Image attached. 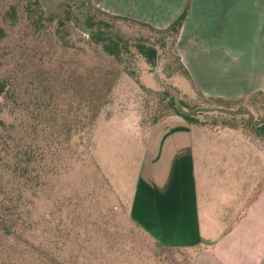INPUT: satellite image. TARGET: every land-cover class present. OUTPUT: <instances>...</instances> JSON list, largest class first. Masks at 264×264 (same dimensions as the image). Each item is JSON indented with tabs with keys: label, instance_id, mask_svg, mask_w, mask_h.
Masks as SVG:
<instances>
[{
	"label": "crops",
	"instance_id": "obj_1",
	"mask_svg": "<svg viewBox=\"0 0 264 264\" xmlns=\"http://www.w3.org/2000/svg\"><path fill=\"white\" fill-rule=\"evenodd\" d=\"M92 1L123 15L107 0ZM160 2L135 18L163 28L185 12L176 40L190 78L183 94L234 100L264 92V0ZM124 145L114 187L144 234L183 264H264V151L254 142L170 114L137 125Z\"/></svg>",
	"mask_w": 264,
	"mask_h": 264
},
{
	"label": "trees",
	"instance_id": "obj_2",
	"mask_svg": "<svg viewBox=\"0 0 264 264\" xmlns=\"http://www.w3.org/2000/svg\"><path fill=\"white\" fill-rule=\"evenodd\" d=\"M82 1L91 10L85 28L90 41L99 49L88 54L86 61L81 58L85 51L66 38L71 24L69 8L61 7L46 14L38 0H0V264H53L52 259L61 258L49 252L40 256L33 253L31 238L39 232L45 242L55 243L56 250L63 245L67 247L70 237L67 233L66 241L56 244L48 235L47 223L50 225L51 221L35 218L33 207L41 208L43 204L38 201L48 200L44 187H54L53 178L64 167L65 153L76 151L73 138L90 131L111 95L118 74L134 73L135 62L131 57L139 56L149 70L156 65L159 58L156 40L140 37L128 44L113 30L114 22L124 21L155 33L164 53L161 74L170 79L189 78L176 49L185 12L159 28L104 10L92 0ZM125 53L130 57L124 56ZM159 88L164 96L169 95L168 90ZM179 92L188 109L225 105L241 110L247 108L245 101L250 96L261 93L222 100L206 97L195 89L190 96L180 89ZM166 106L189 123L237 129L264 151V124L255 126L248 116L221 113L189 116L178 112L172 98ZM24 125L31 129L38 145L22 143L20 134ZM55 203L61 206L57 198ZM57 226L54 218L52 229L60 233ZM69 256L72 258L69 264H76L77 257L72 253Z\"/></svg>",
	"mask_w": 264,
	"mask_h": 264
},
{
	"label": "rangeland",
	"instance_id": "obj_3",
	"mask_svg": "<svg viewBox=\"0 0 264 264\" xmlns=\"http://www.w3.org/2000/svg\"><path fill=\"white\" fill-rule=\"evenodd\" d=\"M38 1L46 14L56 12L61 7L69 8L71 24L67 27L66 38L73 46L85 51L86 54L81 56L83 60H88V54L93 50H99L98 45L90 41V34L85 28L91 13L86 3L82 0ZM160 1L162 0H107L104 3L114 6L120 14L135 18L142 13L154 14L161 9ZM227 28L234 33L233 24ZM113 30L123 40H127L128 44H133L140 37L156 40L159 58L149 70L139 56L131 57L135 62L134 73L130 75L121 71L118 74L111 95L102 105V111L90 131L73 138L75 152L68 151L65 156L63 153L64 167L53 178L54 187H44V197L49 196L48 200L38 201L43 206L33 207V211L35 218L51 221L50 225L47 223L48 235L56 244L64 243L67 233L70 235L67 247L63 245L61 250H56L55 243H48V240L45 242L44 236L39 232L31 238L32 249L35 250L33 253L35 256H40L43 252H49L54 257L61 255L60 259H52L53 264H69L72 260L70 253L77 257L74 260L76 264H183L178 252L155 243L131 222L125 203L114 186L117 187L119 183L116 168L122 167L125 159L124 153L117 152L118 148H125L126 140L132 145L135 127L150 125L163 116L173 114L171 108L166 106L172 96L163 95L154 73H158L164 82L180 89L190 84L183 76H179L178 83L161 74L164 53L161 40L157 39L155 33L124 21L114 22ZM124 56L127 57L128 54L125 53ZM245 103L246 109L253 110L256 117L258 114L257 119H263L259 117L264 116V92L255 93ZM20 136L22 143L38 145L31 129L25 125ZM122 173L124 170L120 171ZM56 198L60 200L61 206L55 203ZM53 217L60 233L52 229Z\"/></svg>",
	"mask_w": 264,
	"mask_h": 264
},
{
	"label": "water",
	"instance_id": "obj_4",
	"mask_svg": "<svg viewBox=\"0 0 264 264\" xmlns=\"http://www.w3.org/2000/svg\"><path fill=\"white\" fill-rule=\"evenodd\" d=\"M154 78L156 82L163 88L168 90L170 96H172V99L174 101V105L178 112L189 115V116H194V117H199V113L204 112V113H221V114H227L229 116H248L251 120V123L255 126H259L264 124V118L263 119H257L256 113L253 110L249 109H238V108H229V107H224V106H199L191 110H187L183 104L180 101V93L179 91L172 85L164 82V80L160 77L158 73H154Z\"/></svg>",
	"mask_w": 264,
	"mask_h": 264
}]
</instances>
